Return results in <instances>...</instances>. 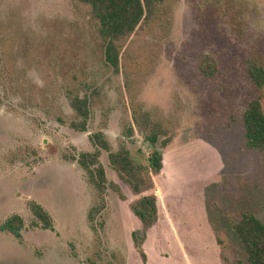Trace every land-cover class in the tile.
Segmentation results:
<instances>
[{
  "label": "rangeland",
  "instance_id": "1",
  "mask_svg": "<svg viewBox=\"0 0 264 264\" xmlns=\"http://www.w3.org/2000/svg\"><path fill=\"white\" fill-rule=\"evenodd\" d=\"M120 46L116 73L77 0H0V226L14 214L26 224L22 242L0 231V264H246L232 225L246 214L264 223L263 158L242 125L256 94L246 63L264 53V0H162ZM206 56L219 67L210 79L200 72ZM71 92L91 96L87 132L70 126L79 121ZM140 110L173 138L154 178L159 220L144 237L146 262L132 236L143 233L129 210L136 197L107 154L108 181L128 201L108 189L96 234L97 194L64 159L92 151L90 135L103 132L114 151L124 143L146 163L150 147L125 136ZM28 201L50 213L53 232L30 227Z\"/></svg>",
  "mask_w": 264,
  "mask_h": 264
},
{
  "label": "trees",
  "instance_id": "2",
  "mask_svg": "<svg viewBox=\"0 0 264 264\" xmlns=\"http://www.w3.org/2000/svg\"><path fill=\"white\" fill-rule=\"evenodd\" d=\"M77 1L88 7L92 19L96 21L98 34L103 41L104 61L116 73L120 67V43L127 40L141 25L152 20L162 3V0ZM218 68V63L212 56H206L200 62V72L205 78H213ZM246 76L256 91L242 114L246 146L261 153L264 163V108L261 96L264 92V53H257L248 60ZM67 97L71 109L79 120L71 123V128L78 132H87L91 116V96L81 97L71 92ZM139 112L131 117L132 124L125 136L132 138L136 132L143 138V142L150 147L146 163H137L124 143L114 151L103 132L90 135L92 151L78 152L72 156H64V159L75 162L83 170L87 184L97 194L98 204L88 212L90 227L96 234L98 231L96 220L106 209L108 189L117 194L120 201H128L121 188L116 183L108 181L106 168L101 162L102 154L104 152L107 154L109 167L118 181L128 187L131 194L136 197L130 203L129 210L140 222L143 233L141 236L133 233L132 236L137 253L146 262L148 258L142 248L144 237L159 220V199L153 194L154 178L164 171V152L172 144L173 138L167 135L161 124L151 121L148 113L141 110ZM26 207L33 218L31 228L54 231L53 218L42 205L28 201ZM99 226L102 228L104 222L99 223ZM25 228L24 219L14 214L4 221L0 231L7 232L22 242ZM232 228L245 253L246 264H264V223L254 215L246 214L234 223Z\"/></svg>",
  "mask_w": 264,
  "mask_h": 264
},
{
  "label": "crops",
  "instance_id": "3",
  "mask_svg": "<svg viewBox=\"0 0 264 264\" xmlns=\"http://www.w3.org/2000/svg\"><path fill=\"white\" fill-rule=\"evenodd\" d=\"M165 167V166H164Z\"/></svg>",
  "mask_w": 264,
  "mask_h": 264
}]
</instances>
